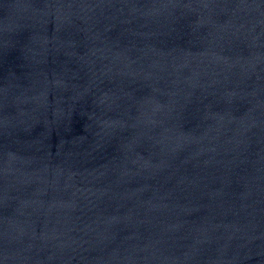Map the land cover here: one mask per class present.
Wrapping results in <instances>:
<instances>
[{
	"label": "water",
	"instance_id": "obj_1",
	"mask_svg": "<svg viewBox=\"0 0 264 264\" xmlns=\"http://www.w3.org/2000/svg\"><path fill=\"white\" fill-rule=\"evenodd\" d=\"M0 264H264V0H0Z\"/></svg>",
	"mask_w": 264,
	"mask_h": 264
}]
</instances>
